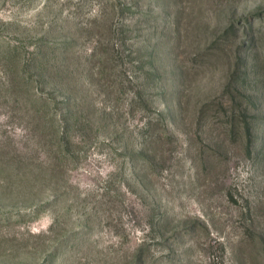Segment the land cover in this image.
Instances as JSON below:
<instances>
[{"label":"rangeland","instance_id":"1","mask_svg":"<svg viewBox=\"0 0 264 264\" xmlns=\"http://www.w3.org/2000/svg\"><path fill=\"white\" fill-rule=\"evenodd\" d=\"M0 264H264V0H0Z\"/></svg>","mask_w":264,"mask_h":264},{"label":"trees","instance_id":"2","mask_svg":"<svg viewBox=\"0 0 264 264\" xmlns=\"http://www.w3.org/2000/svg\"><path fill=\"white\" fill-rule=\"evenodd\" d=\"M41 60H42V58H41ZM40 60V64H39V66H38V70L41 72V74H42V77L44 78V79H51V75H50V71H46V67H45V64H44V60H42L41 61ZM42 105H40V106H38V105H34V109L35 110H37V111H41L42 110ZM72 116V119L71 120H73V121H75L76 120V122H77V117L75 116V115H73V114H71ZM75 122H73V124H74ZM62 134H64V132H61ZM59 137H61L62 138V135L61 136H59Z\"/></svg>","mask_w":264,"mask_h":264}]
</instances>
